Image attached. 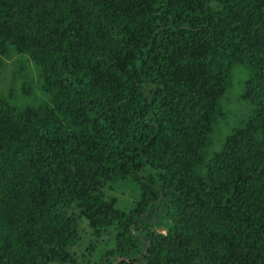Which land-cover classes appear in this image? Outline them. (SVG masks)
Here are the masks:
<instances>
[{
	"label": "trees",
	"instance_id": "16d2710c",
	"mask_svg": "<svg viewBox=\"0 0 264 264\" xmlns=\"http://www.w3.org/2000/svg\"><path fill=\"white\" fill-rule=\"evenodd\" d=\"M14 59L0 264H264V0H0Z\"/></svg>",
	"mask_w": 264,
	"mask_h": 264
},
{
	"label": "rangeland",
	"instance_id": "374dc122",
	"mask_svg": "<svg viewBox=\"0 0 264 264\" xmlns=\"http://www.w3.org/2000/svg\"><path fill=\"white\" fill-rule=\"evenodd\" d=\"M22 62L29 63L26 58H19ZM31 71L35 74L37 72V69L34 67L33 63L31 62ZM18 73L17 66L14 60L8 61L6 70L4 72V75L2 79L0 80V91L6 92L9 89V86L12 85V83L15 80V75ZM38 73V72H37ZM25 79V77H24ZM23 79V80H24ZM34 80L36 81L37 78L35 77ZM19 83V80H17ZM23 83V82H22ZM34 86V85H33ZM35 87V86H34ZM240 88H237V92L234 91L230 97L228 98V103L226 104L228 108H230L231 112L234 114L237 113L241 108L240 101L238 99V92ZM33 100H27L23 101L22 103H31ZM114 196L118 199L119 208H123L126 210H129L132 206L135 200L138 199L139 193L136 187L131 186L129 184L121 185L119 189L114 190ZM81 231V242L78 247L75 248V253L78 257V261L82 262L83 264H95L100 257L107 253L110 248L112 247L113 241V235L111 234V231H102L99 236H94L92 234L93 231H90L87 229L85 231L84 226L82 225L80 228ZM93 249V250H92ZM88 251H94L90 257H87L88 259H85L84 261H81L80 258L86 256L88 254Z\"/></svg>",
	"mask_w": 264,
	"mask_h": 264
}]
</instances>
